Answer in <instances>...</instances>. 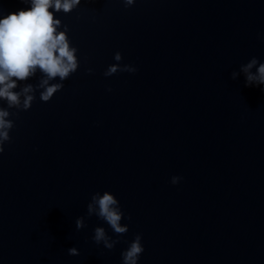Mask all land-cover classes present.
Instances as JSON below:
<instances>
[{"label":"water","instance_id":"water-1","mask_svg":"<svg viewBox=\"0 0 264 264\" xmlns=\"http://www.w3.org/2000/svg\"><path fill=\"white\" fill-rule=\"evenodd\" d=\"M27 7L0 0L4 15ZM55 16L80 63L49 101L37 88L28 110L9 109L0 264H123L137 234V264H264V85L241 71L264 63V0H81ZM116 63L137 71L106 77ZM104 191L124 234L87 213Z\"/></svg>","mask_w":264,"mask_h":264},{"label":"clouds","instance_id":"clouds-1","mask_svg":"<svg viewBox=\"0 0 264 264\" xmlns=\"http://www.w3.org/2000/svg\"><path fill=\"white\" fill-rule=\"evenodd\" d=\"M30 7L22 8L4 15L0 9V100L5 101L7 107L0 106V152L3 144L11 139L9 132L14 127L9 119V109L28 110L36 99V90L40 91V100L47 102L53 95L63 88L62 81L68 79L79 67L78 49L71 44L68 27L55 16L63 11L69 13L80 5L81 0H23ZM125 7L131 6L135 0H123ZM114 60H122L120 52L114 54ZM255 68V71L252 69ZM89 73L93 69H87ZM137 69L131 64L119 63L109 65L104 75L112 76L117 72L134 73ZM245 74V83L264 85V63H259L253 57L247 64L241 66ZM40 74L38 85L25 83L19 88L18 82L28 81ZM237 73L233 72L235 78ZM60 81L50 83L51 81ZM110 90V89H109ZM18 115V113H17ZM182 177L172 176L171 183L177 184ZM87 213L97 215L104 220L116 234L128 231L127 225H121L124 216L120 203L110 191L102 195L93 194L87 205ZM130 218V217H129ZM77 229L85 227L84 218L76 220ZM92 239L96 244L103 243L107 249H112L118 242L111 239L103 227L94 230ZM144 251L141 235L137 234L122 255L123 264H137L140 254ZM69 255H79L77 248L68 249Z\"/></svg>","mask_w":264,"mask_h":264}]
</instances>
